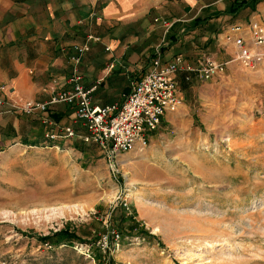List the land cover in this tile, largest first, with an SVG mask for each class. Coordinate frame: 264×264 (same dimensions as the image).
I'll use <instances>...</instances> for the list:
<instances>
[{
    "label": "rangeland",
    "instance_id": "374dc122",
    "mask_svg": "<svg viewBox=\"0 0 264 264\" xmlns=\"http://www.w3.org/2000/svg\"><path fill=\"white\" fill-rule=\"evenodd\" d=\"M255 7L264 21V0ZM90 34L81 43L101 41ZM192 83H180L190 101L181 117L162 122L116 171L79 138L4 146L0 264H264V63L230 60L222 75ZM113 92L103 86L98 96ZM66 104L45 116L62 132L82 129ZM40 118L37 131L51 129ZM72 205L78 211L60 209ZM63 228L77 238H40Z\"/></svg>",
    "mask_w": 264,
    "mask_h": 264
},
{
    "label": "crops",
    "instance_id": "0c3cea01",
    "mask_svg": "<svg viewBox=\"0 0 264 264\" xmlns=\"http://www.w3.org/2000/svg\"><path fill=\"white\" fill-rule=\"evenodd\" d=\"M230 2L0 0V95L21 102L28 99L48 100L68 83L72 68L69 54L73 45L83 42L90 33L98 34L102 39L90 42L81 68L85 73L84 82L87 85L97 84L93 99L100 104L121 99L130 81L136 78L134 74L139 73V78L147 69L158 43H162L165 61L177 54H183L193 63L203 55L219 61L229 59L233 56L230 46L233 44L224 43L222 39L228 25L248 19L262 20L256 7H245L236 15L231 12L213 15L216 10L228 7ZM156 17L179 20L166 31L162 23L155 20ZM177 78L179 85L181 83L193 91L195 85L192 82L199 77L192 74L187 79L186 72L180 71ZM103 86L113 87L116 92L112 96L100 97L98 94ZM181 94L183 102L176 110L164 115L163 123L169 117H181L186 111L190 104L188 93L181 91ZM43 115L41 112L6 111L0 106V150L8 145L27 144L23 140H32L30 136L39 142L52 144L66 139L64 136L54 139L45 137L48 131L62 132L59 127L64 125L55 123L56 126H53L52 121L49 122L51 129L37 131L39 124L40 127L43 125V118L39 120L37 117ZM71 117L75 121L74 112ZM64 119L65 116L60 121ZM152 133L146 147L138 145L134 150L121 153L120 161L123 163L127 157L140 155L154 142Z\"/></svg>",
    "mask_w": 264,
    "mask_h": 264
},
{
    "label": "built area",
    "instance_id": "2783aa9c",
    "mask_svg": "<svg viewBox=\"0 0 264 264\" xmlns=\"http://www.w3.org/2000/svg\"><path fill=\"white\" fill-rule=\"evenodd\" d=\"M167 31L179 18L156 17ZM90 38H95L89 34ZM224 43L232 42L235 53L231 59L216 60L203 55L194 63L183 54L172 59H163V46L154 47L145 72L131 84L120 101L98 104L93 99L97 84L87 85L81 65L88 48V41L74 44L69 58L71 73L67 78L69 87L59 90L48 100L18 101L0 95V106L6 111H22L28 114H47L50 106L65 102L74 109L75 121L82 129L66 125L64 131H48L46 136L54 139L59 136L79 138L86 143H96L105 152L113 170H118L120 155L134 150L138 145L146 147L151 133L162 124L168 111L176 110L183 102L177 73L186 72L187 79L196 74L200 79H210L222 75L230 60H237L245 66L264 63V21L248 19L228 25L222 34ZM112 65H110L111 67ZM4 89V86H1ZM45 121L51 119L45 116Z\"/></svg>",
    "mask_w": 264,
    "mask_h": 264
},
{
    "label": "trees",
    "instance_id": "16d2710c",
    "mask_svg": "<svg viewBox=\"0 0 264 264\" xmlns=\"http://www.w3.org/2000/svg\"><path fill=\"white\" fill-rule=\"evenodd\" d=\"M259 0H231L230 4L228 7H226L225 9L223 10H216L214 12V16H218L222 13H226V12H231L232 15H236V13L245 8V7H250L251 9H254L257 2ZM53 116H56L58 119H60L62 116L56 112H53L52 113ZM25 142H28V143H31V144H37L39 141L38 140H33L34 142H31L32 140H25ZM30 141V142H29ZM83 141L81 140V143ZM86 144V142H83ZM81 149H86V147H82ZM41 239H44V241H48L50 243H52L53 241L54 242H59V241H65L67 240L66 242L70 241V242H73V240H75V238H77V235L76 234H73L71 232H69V230L63 228L61 230H58L56 232H53V233H50V234H47V235H44V236H40Z\"/></svg>",
    "mask_w": 264,
    "mask_h": 264
},
{
    "label": "bare ground",
    "instance_id": "6f19581e",
    "mask_svg": "<svg viewBox=\"0 0 264 264\" xmlns=\"http://www.w3.org/2000/svg\"><path fill=\"white\" fill-rule=\"evenodd\" d=\"M70 208L71 210L72 209H75V211H78V208H79V206H77V205H72V206H64V207H62V208H60L61 210H64V208ZM53 212L54 211H57L58 210V208H53V209H51Z\"/></svg>",
    "mask_w": 264,
    "mask_h": 264
}]
</instances>
